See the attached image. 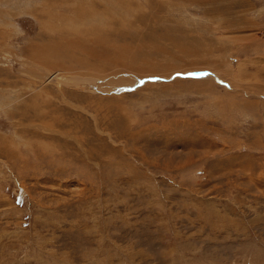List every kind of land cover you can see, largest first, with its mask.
Instances as JSON below:
<instances>
[{
    "label": "rangeland",
    "instance_id": "rangeland-1",
    "mask_svg": "<svg viewBox=\"0 0 264 264\" xmlns=\"http://www.w3.org/2000/svg\"><path fill=\"white\" fill-rule=\"evenodd\" d=\"M0 264H264V0H0Z\"/></svg>",
    "mask_w": 264,
    "mask_h": 264
},
{
    "label": "bare ground",
    "instance_id": "bare-ground-1",
    "mask_svg": "<svg viewBox=\"0 0 264 264\" xmlns=\"http://www.w3.org/2000/svg\"><path fill=\"white\" fill-rule=\"evenodd\" d=\"M56 43H57V42H56ZM56 43H55V44H56ZM70 43H71V42H70ZM60 45H61V44H60ZM55 46H56V45H55ZM57 47H58V45H57ZM58 48H59V47H58ZM58 48H57V49H58ZM52 49H53V48H52ZM57 49L54 47V50H55V51H56ZM54 50L52 51L54 54H53V53H52V54L55 55L56 57L59 56L58 50L56 51V53H55ZM63 51H64V50H63ZM65 52H67V51H65ZM60 53H61V52H60ZM52 54H51V55H52ZM90 54H91V52H90ZM49 55H50V54H49ZM49 55H48V57H51V56H49ZM45 59H46V58H45ZM55 59H56V58H50V59H47V60H48V63H49V64L51 63V64H53V65H56V63H57L58 61L55 60ZM58 60H60V58H58ZM83 60H84V59H82V61H83ZM45 61H46V60H45ZM49 61H50V62H49ZM60 62H62V60H60ZM83 62H84V61H83ZM59 64H62V63H59ZM79 64H80V62H79ZM53 65H52V66H53ZM62 65H64V64H62ZM62 67H63V66H62ZM55 80H56V81H59L58 78H56Z\"/></svg>",
    "mask_w": 264,
    "mask_h": 264
}]
</instances>
